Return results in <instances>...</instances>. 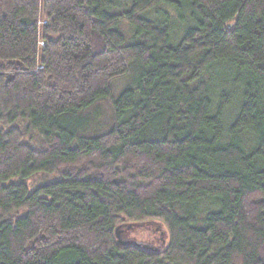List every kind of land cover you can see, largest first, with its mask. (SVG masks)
<instances>
[{"label": "trees", "instance_id": "16d2710c", "mask_svg": "<svg viewBox=\"0 0 264 264\" xmlns=\"http://www.w3.org/2000/svg\"><path fill=\"white\" fill-rule=\"evenodd\" d=\"M0 264H264V0H0Z\"/></svg>", "mask_w": 264, "mask_h": 264}, {"label": "rangeland", "instance_id": "374dc122", "mask_svg": "<svg viewBox=\"0 0 264 264\" xmlns=\"http://www.w3.org/2000/svg\"><path fill=\"white\" fill-rule=\"evenodd\" d=\"M127 0H123V3H126ZM162 9H165L169 15L170 21H174L176 26L175 28L178 31L182 28V23L178 21L176 13L170 6H162ZM158 14V12H156ZM122 27L128 29L126 24H122ZM175 30V29H174ZM129 33V31L127 32ZM122 85V82H121ZM55 177L53 175L44 176L41 174H37L30 181V188L34 189L44 180H53ZM119 237L123 240L133 241L138 245H142L144 247L155 249L160 248L165 244V239L167 237L166 229L161 224L151 223L147 226H132L127 223H123L119 225Z\"/></svg>", "mask_w": 264, "mask_h": 264}, {"label": "water", "instance_id": "95a60500", "mask_svg": "<svg viewBox=\"0 0 264 264\" xmlns=\"http://www.w3.org/2000/svg\"><path fill=\"white\" fill-rule=\"evenodd\" d=\"M115 234H116V237L118 239V242L121 244L134 243L133 241L123 240L119 237V227L116 228Z\"/></svg>", "mask_w": 264, "mask_h": 264}]
</instances>
